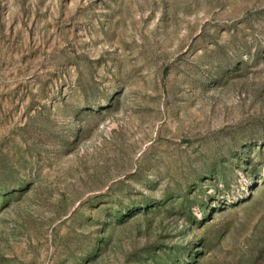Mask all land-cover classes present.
I'll return each mask as SVG.
<instances>
[{
    "label": "rangeland",
    "instance_id": "374dc122",
    "mask_svg": "<svg viewBox=\"0 0 264 264\" xmlns=\"http://www.w3.org/2000/svg\"><path fill=\"white\" fill-rule=\"evenodd\" d=\"M0 264H264V0H0Z\"/></svg>",
    "mask_w": 264,
    "mask_h": 264
}]
</instances>
